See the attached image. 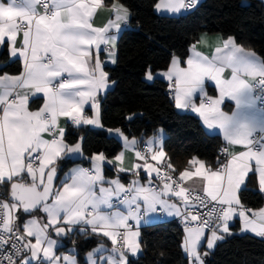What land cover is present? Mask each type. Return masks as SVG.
<instances>
[{
  "label": "snow or ice",
  "instance_id": "obj_1",
  "mask_svg": "<svg viewBox=\"0 0 264 264\" xmlns=\"http://www.w3.org/2000/svg\"><path fill=\"white\" fill-rule=\"evenodd\" d=\"M199 4L200 0H159L154 7L175 14L197 10ZM102 8L114 18L94 27L93 17ZM130 16L120 0L110 6L103 0H0V45L23 61L19 75H0V185L10 196V202L0 199V264H83L75 247L57 254L60 238L75 233L102 236L112 244L108 248L101 243L87 252L86 264H131L129 257L141 251V227L158 212L186 224L184 250L192 264H204L199 245L205 231L210 233L207 248L213 249L223 234L231 235L235 218L242 222L241 231L264 237V208L249 215L251 210L239 196L250 174L257 175L264 193V108L258 107L264 100V59L238 47L230 37L211 57L193 44L186 67L180 66L179 58L171 60L163 76L174 88L175 108L190 109L207 128L222 130L228 146H242L239 152L222 148L226 159L215 170L194 158L189 162L198 165L194 171H177L170 158L165 160L161 139H149L145 150H137L135 138L120 128H105L101 121V100L110 81L100 53L106 52L107 62L115 63L114 33L128 24ZM226 71L230 78H225ZM145 78L154 79L150 69ZM206 81L215 83L217 97L208 94ZM38 93L46 101L39 110L29 111V98ZM226 98L235 102L232 114L222 110ZM86 105L93 110L91 116L85 113ZM61 117L77 128L90 125L109 134L114 131L134 157L128 168L116 170L137 177L143 171L145 183L105 179V164L123 165L121 152L113 160L93 154L87 158L90 168H73L54 186L57 162L83 154L84 138L66 142ZM193 178H199L200 190L184 186ZM37 213L45 214V223ZM192 222L197 223L190 226Z\"/></svg>",
  "mask_w": 264,
  "mask_h": 264
},
{
  "label": "trees",
  "instance_id": "obj_2",
  "mask_svg": "<svg viewBox=\"0 0 264 264\" xmlns=\"http://www.w3.org/2000/svg\"><path fill=\"white\" fill-rule=\"evenodd\" d=\"M158 1L120 0L130 10L131 18L119 36L116 63L105 67L109 80L115 83L103 94L101 121L105 128H120L129 137L139 138L140 143L164 129L163 148L167 160L170 158L177 171L191 167L189 162L194 158L216 167V157L224 145L221 135L207 132L198 116L175 108L167 82L159 77L148 81L145 73L149 69L153 73L165 70L175 56L185 59L192 44L203 33L231 37L264 59V2L203 0L197 10L167 15L156 12L154 5ZM0 63L1 74L22 71L21 60L11 59L9 51L1 45ZM41 103V98H35L31 106L38 107ZM65 132L68 143L84 138L83 154L64 157L57 162L60 171L57 186L74 165H88L87 158L97 153L112 158L123 147L120 139L99 128L68 125ZM104 175L107 178L118 175L124 180L129 176L109 165L104 166ZM0 194V199L8 198L2 185ZM239 196L242 204L253 209L264 204V196L255 189L252 178ZM231 228L235 234L218 241L204 264H264V238L238 233V222ZM140 241L141 253L129 257L131 264H188L183 228L176 220L142 227ZM100 243L108 241L102 236L75 233L63 239L57 253L74 246L79 253L77 259L86 264L85 254ZM204 249L203 246L201 251Z\"/></svg>",
  "mask_w": 264,
  "mask_h": 264
},
{
  "label": "crops",
  "instance_id": "obj_3",
  "mask_svg": "<svg viewBox=\"0 0 264 264\" xmlns=\"http://www.w3.org/2000/svg\"><path fill=\"white\" fill-rule=\"evenodd\" d=\"M202 1H203V0H200V3H201ZM262 1L264 2V0H262ZM103 2H104L105 5H109V6H110V5H111L112 3H114L115 1H112V2H109V3H108L106 0H103ZM158 2H159V1H158ZM158 2H157V3H158ZM124 6H125V5H124ZM128 10H129V9H128ZM155 10H156V9H155ZM129 12H130V10H129ZM156 12L159 13V14L180 15V14L183 13V10H182L181 13H175V14H174V13H171V12H168V11H165V10H160V11L156 10ZM130 13H131V12H130ZM110 18H114V16H113L112 14H110V12H109L106 8L98 9L97 12H96V14H95L94 17H93V20H92V22H93V26H94V27H101V26H104ZM130 18H131V16H130ZM129 22H130V19H129ZM129 22H128V24H122V25H121V29H120L119 33H114V34L117 35V42H116L115 54H114L115 63H116V60H117V44H118L119 36H120L121 32L123 31V29H125L126 27H128ZM229 38H230V37H229ZM227 39H228V38H224L221 34H207V33H203V34H201V35L199 36V38H198V39L196 40V42H194L193 44L196 45L197 50L200 51L202 54H204V55H208V56L211 57V56L215 53V49H216V47H218V46H222L223 41H225V40H227ZM201 40H203L204 42H203V43H200L199 41H201ZM19 43H20V40H19V38H18V40H17V45H19ZM235 43H236V45H237L238 47H242L243 49H245V51H251V52H254L259 58H261V57H260L255 51H253V50H251V49H248V48L244 47V46L241 45V44H238L236 41H235ZM193 44H192V45H193ZM1 46H2V45H1ZM102 48H103V46H102ZM190 55H191V48H190V51H189L188 56H187L185 59H181V58H179V57H177V56H175V57H173V58H179L180 61H181V65H180V66H181V67H186V66H187V65H186V60H187V58L190 57ZM10 57H11V56H10ZM17 58L21 60L22 65H23L22 58H19V57H11V59H17ZM173 58H172V59H173ZM100 59H101L102 63L104 64V70H105V71H106L105 67H106L107 65L113 66V65L115 64V63L107 62V61H108V56H107V53H106V52L101 51V53H100ZM172 59H171V60H172ZM261 59H262V58H261ZM170 63H171V61H170ZM170 63L168 64V66H167V68H166L165 70H161V71H157V72L161 73V76H160L159 78H161V79H163L164 81L167 82V84H168V91H169V93H170V95H171V97H172V99H173L174 88L170 87L171 82H169V81L167 80V78L163 76V73H164V72L170 67ZM0 66H1V63H0ZM106 72H107V71H106ZM157 72L153 73L154 78H156L155 74H156ZM3 74H8V75H19L20 73H19V74L3 73ZM3 74L0 73V75H3ZM224 76H225V78H230V73H229V71H226V72L224 73ZM109 81H110V80H109ZM209 85H211V86H209ZM112 86H113V84H112L111 81H110V87H109L105 92H107L110 88H112ZM205 87H206V90H207V92H208V94H209L210 96L217 97V96L219 95V90H218V88L215 86V83H214V82L206 81ZM105 92H104V93H105ZM104 93H103V94H104ZM35 98H41V99H42V103H41L38 107H32V106H31V102H32V100L35 99ZM199 99H200V97H199V94H198V95H197V103H199ZM45 101H46V98H45V97L43 96V94H41V93L36 94L35 97L30 96V98H29V104H28L29 111H37V110H39V108L43 106V104L45 103ZM173 101H174V100H173ZM221 107H222V110L225 111L226 113H228V114H232V112L235 111V102H234V101H231V100H229V99L226 98L225 101H224V104H223ZM258 107H259V106H258ZM178 110L181 111V112H190V113H192V114L198 116V117L200 118V120H201L203 126H204L205 129L207 130V132H209V133H217V134L221 135V137H222V139H223L222 130H220L219 128H216V129H209V128H207V126L203 123V120H202V118L199 116V114L192 112L190 109H178ZM85 113H86L87 115H89V116H91V115L93 114V110L91 109L90 105H86V106H85ZM0 115H2V112H0ZM262 115H264V113H262ZM59 123H60V126H61V127L65 128V131H66L67 126H68V125H71V122H70L67 118H64V117H61V118H60ZM89 126H90V125H89ZM91 127H94V126H91ZM94 128H96V127H94ZM113 130H115V129H113ZM108 134H109V133H108ZM110 135L117 137V136L115 135V132H114V131H113V133L110 134ZM165 136H166V132H165V130H164L163 132H162V131H158L157 134H155V135L149 137L147 140H149V139H154V138H159V139H161V140L163 141L164 138H165ZM45 138H48L47 134H45ZM117 138L120 139L119 137H117ZM129 138H130V139H131V138H135V139L138 141V144L140 143V139H139V138H136V137H129ZM120 140L122 141V139H120ZM147 140L144 141L145 144H146V141H147ZM223 141H224V139H223ZM138 144H137V145H138ZM122 145H123V141H122ZM224 145H225V146H228L226 141H224ZM228 147H229V150H230V151L234 150V151H236V152H239V151L242 150V146H228ZM163 150L165 151L164 148H163ZM121 152H124V156H125V160H124V162H123V165H120V164H118V163H117V164H105V165H109L110 167L114 168L115 170H116L118 167H121V166H122V167H125V168H128V167L134 162L133 153H132L131 151H127V150H125L124 147H122V149L120 150L119 153H121ZM165 152H166V151H165ZM119 153H118V154H119ZM75 156H77V155H75ZM80 156H82V155H80ZM77 157H78V156H77ZM114 157H115V156H114ZM114 157H112V158H108V160H113ZM165 160H167V156H166ZM198 160H199V159H198ZM200 161H202V160H200ZM139 162H140V163H143V161H139ZM149 162H150V163H153V164H158V162H154V161H149ZM202 162H204V161H202ZM161 163H162V162H161ZM204 163H205V162H204ZM205 164H206V166H210V165H208L207 163H205ZM196 166H198V165H196ZM196 166H191V167H189L188 169L194 171ZM76 167L90 168L91 165H90L89 162H88V165L77 164V165H74L71 169L76 168ZM210 167H212V166H210ZM212 168H213L214 170L216 169V167H212ZM71 169H69V170L67 171V173L61 178V180H64V179H65V177L70 173ZM103 172H104V169H103ZM117 172H118V171H117ZM118 173L129 174L128 179H127V180H124L122 177H120V176H118V175L115 176V177H113V178H107L105 175H104V176H105V179H106V180H111V179L119 178L120 181H121L122 183H124L125 185H128V184L130 183V181H132V180H134V179H140L141 183H145V179H144V177H145V173H144L143 171L140 172L139 177L134 176L131 172H118ZM250 176H251V178L253 179V181L255 182V189H256L257 191L260 192V190H259V186H258V177H257V175L250 174ZM184 186H185V187L196 188V189H198V190H200V188L202 187L201 184H200V182H199V178H193V180L186 181L185 184H184ZM104 187H109V185H108V184H105ZM260 193H261V192H260ZM261 194L264 196V193H261ZM0 196H1V194H0ZM176 199H178V198H173V200H176ZM113 203H114V205L117 204V202H116L115 199L113 200ZM243 205H244V204H243ZM117 207H118V210H120V211H124L123 206H117ZM245 207H246L247 209H250V210H251V211L249 212V215H251L252 212H257V211H259L261 208H264V204H263L262 207H260V208H258V209H253V208H250V207H248V206H246V205H245ZM37 218L40 220L41 223H45V222H46V216H45V214H43V213H38V214H37ZM177 218H179V217H172V216H168V215L165 214V213L158 212V213H156V214H154V215L152 216L151 223H150V224H147V225H144V226H148V225H151V224H154V223H157V222H161V221H171V220H175V219H177ZM236 222L239 223V230H238V233H241V234H246V233H247V234H254V235H256V233H253V232H251V231H247V232H245V231H241V228H242V222H241V220H240L239 218H235V219L230 223V232H231V235H229V234H223V235H224V238L229 237V236H232L233 234H235V231L231 228V226H232L233 224H235ZM144 226H142V227H144ZM142 227H141V229H142ZM185 228H186V226L183 227L184 241H185V237H186V231H185ZM141 229H140V231H141ZM49 232H50V234H51V229H49ZM209 237H210V233L206 230V231H205V236H204V238L201 240L200 245H199V250H200V252H201V255H202V258H203V260H204V263H205V259L207 258L209 252L211 251V249H208V248H207V239H208ZM53 238H55V237H53ZM103 238H105V237H103ZM60 239H61V241H62V243H63V239H64V238H60ZM105 239L108 241V243H103V244H104L106 247L111 248V247H112V244H111L110 240H108L107 238H105ZM217 242H218V241H217ZM217 242H216V244H217ZM100 244H101V243H100ZM100 244H99V245H100ZM216 244H215V245H216ZM99 245H97V246H99ZM97 246H96V247H97ZM203 246L205 247V249L201 251V248H202ZM72 247H74V246H71V247H69L68 249H70V248H72ZM96 247H94V248H96ZM183 247H184V242H183ZM214 247H215V246H214ZM94 248H93V249H94ZM68 249L65 250V251H62V252H60V253L68 254ZM93 249H92V250H93ZM92 250H90V251H92ZM206 250H207V251H206ZM90 251H89V252H90ZM204 251L207 253V255H204V253H205ZM140 252H141V251H140ZM140 252H139V253H140ZM185 253H186V252H185ZM57 254H59V253H57ZM107 254H108V253H105V255H107ZM137 255H138V254H137ZM186 255L188 256V264H192L191 258L189 257V255H188L187 253H186Z\"/></svg>",
  "mask_w": 264,
  "mask_h": 264
},
{
  "label": "built area",
  "instance_id": "obj_4",
  "mask_svg": "<svg viewBox=\"0 0 264 264\" xmlns=\"http://www.w3.org/2000/svg\"><path fill=\"white\" fill-rule=\"evenodd\" d=\"M190 11H192V10H188V12H190ZM183 12H184V11H183ZM256 94H257V95H260L259 89H257ZM258 106H259L260 108H264V100L260 101L259 104H258ZM224 147H226V146L223 145V146L221 147V149L224 148ZM145 148H146V144H145V143H139V144L137 145V150H141V151H143V150H145ZM221 149L219 150V153H218V155H217V157H216V168L219 167V164L222 163V162H224L225 159H226L225 154L221 151ZM197 190H198V189H197ZM5 199H6V202H10L9 198H5ZM175 220H176V222H177L182 228L186 226V224H185L184 222H182L180 218H177V219H175ZM196 223H197V222H192V224H191L190 226H195ZM262 238H264V237H262Z\"/></svg>",
  "mask_w": 264,
  "mask_h": 264
},
{
  "label": "water",
  "instance_id": "obj_5",
  "mask_svg": "<svg viewBox=\"0 0 264 264\" xmlns=\"http://www.w3.org/2000/svg\"><path fill=\"white\" fill-rule=\"evenodd\" d=\"M59 178H60V171H59V168L57 166V179H56V181H54V186H57ZM8 198L10 200V196H8Z\"/></svg>",
  "mask_w": 264,
  "mask_h": 264
},
{
  "label": "rangeland",
  "instance_id": "obj_6",
  "mask_svg": "<svg viewBox=\"0 0 264 264\" xmlns=\"http://www.w3.org/2000/svg\"><path fill=\"white\" fill-rule=\"evenodd\" d=\"M159 131H162V132H163L164 129L161 128V129H159ZM108 135H110V134H108ZM211 250H213V249H211ZM206 251H207V250H206ZM204 252H205V251H204ZM140 253H141V252H140ZM140 253H138V255H139ZM59 254H61V253H59ZM138 255H137V256H138ZM137 256H136V257H137Z\"/></svg>",
  "mask_w": 264,
  "mask_h": 264
}]
</instances>
